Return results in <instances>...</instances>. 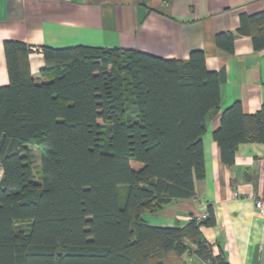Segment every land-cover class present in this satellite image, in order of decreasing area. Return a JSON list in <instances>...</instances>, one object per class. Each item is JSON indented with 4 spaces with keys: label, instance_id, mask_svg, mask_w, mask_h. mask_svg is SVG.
Masks as SVG:
<instances>
[{
    "label": "trees",
    "instance_id": "obj_1",
    "mask_svg": "<svg viewBox=\"0 0 264 264\" xmlns=\"http://www.w3.org/2000/svg\"><path fill=\"white\" fill-rule=\"evenodd\" d=\"M252 22L264 47V11ZM249 24V23H248ZM9 82L0 87V264H184L192 250L213 254L200 227L213 209L183 226H154L157 213L191 199L205 175L202 135L220 110L221 75L200 49L186 60L93 46H41L36 81L25 42H3ZM227 166L239 143L264 145V104L245 114L239 101L212 132ZM39 152L35 164L32 148ZM127 185L124 206L118 186Z\"/></svg>",
    "mask_w": 264,
    "mask_h": 264
},
{
    "label": "crops",
    "instance_id": "obj_2",
    "mask_svg": "<svg viewBox=\"0 0 264 264\" xmlns=\"http://www.w3.org/2000/svg\"><path fill=\"white\" fill-rule=\"evenodd\" d=\"M264 11V0H0V87L9 82L3 42H25L36 81L44 66L41 46L131 49L164 59L186 60L200 49L209 70L220 73V110L207 117L202 135L205 175L191 199L176 200L145 213L154 226H183L210 205L215 223L201 226L213 254L230 264H264V145H237L232 166L221 160L212 132L220 112L239 101L245 114L264 104V47L254 48L256 28L241 17ZM262 200V209L255 206ZM184 264H209L192 250Z\"/></svg>",
    "mask_w": 264,
    "mask_h": 264
},
{
    "label": "rangeland",
    "instance_id": "obj_3",
    "mask_svg": "<svg viewBox=\"0 0 264 264\" xmlns=\"http://www.w3.org/2000/svg\"><path fill=\"white\" fill-rule=\"evenodd\" d=\"M31 148H32V155H33L34 163L38 164L39 163V152L36 149V147L33 146ZM127 190H128L127 185L118 186L119 204L121 207L124 206Z\"/></svg>",
    "mask_w": 264,
    "mask_h": 264
},
{
    "label": "built area",
    "instance_id": "obj_4",
    "mask_svg": "<svg viewBox=\"0 0 264 264\" xmlns=\"http://www.w3.org/2000/svg\"><path fill=\"white\" fill-rule=\"evenodd\" d=\"M2 175V170L0 168V177ZM255 206L256 208L258 209H262V200L261 199H258V198H255ZM206 208L204 209V211L198 216V217H195L198 221L203 219L205 216H206Z\"/></svg>",
    "mask_w": 264,
    "mask_h": 264
}]
</instances>
